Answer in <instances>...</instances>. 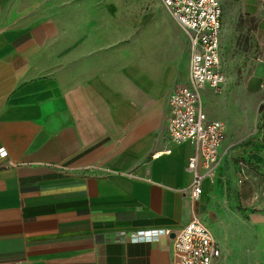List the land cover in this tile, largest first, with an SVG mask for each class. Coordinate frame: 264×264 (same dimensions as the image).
<instances>
[{
  "label": "crops",
  "instance_id": "1",
  "mask_svg": "<svg viewBox=\"0 0 264 264\" xmlns=\"http://www.w3.org/2000/svg\"><path fill=\"white\" fill-rule=\"evenodd\" d=\"M220 2L221 59L243 26L242 101L264 116V0ZM64 28L47 6L0 0V264H172L175 232L194 217L220 246L216 264H264V141L227 132L192 199L194 143L170 138L190 52L183 69L72 61ZM225 88L205 89L204 107Z\"/></svg>",
  "mask_w": 264,
  "mask_h": 264
},
{
  "label": "rangeland",
  "instance_id": "2",
  "mask_svg": "<svg viewBox=\"0 0 264 264\" xmlns=\"http://www.w3.org/2000/svg\"><path fill=\"white\" fill-rule=\"evenodd\" d=\"M18 1L31 12L47 6L62 18L68 60H106L110 64L136 61L154 70L168 63L178 69L188 66L189 34L161 0ZM233 27L235 49L226 50L230 57L221 59L227 77L225 91L222 95H213L211 107L205 108L210 117L226 124L229 139L238 131L243 134L241 145L248 147L264 141V116L262 107H248L242 101L245 97L240 87L242 74L250 57L242 49L243 26ZM209 95L208 91L204 92L205 103ZM240 156L238 159L243 163L245 159Z\"/></svg>",
  "mask_w": 264,
  "mask_h": 264
},
{
  "label": "built area",
  "instance_id": "3",
  "mask_svg": "<svg viewBox=\"0 0 264 264\" xmlns=\"http://www.w3.org/2000/svg\"><path fill=\"white\" fill-rule=\"evenodd\" d=\"M161 1L189 34V82L179 85L169 99L168 132L174 143H194L189 160L194 173L190 194L198 199L203 179L214 176L227 137L226 124L210 118L203 102V91L209 88L222 93L226 79L220 54L223 8L220 0ZM170 233L159 229L155 235ZM173 255L172 264H216L221 249L210 228L194 217L175 232Z\"/></svg>",
  "mask_w": 264,
  "mask_h": 264
}]
</instances>
